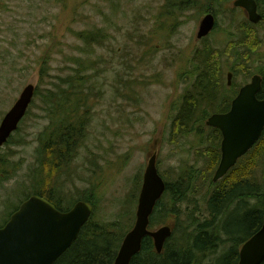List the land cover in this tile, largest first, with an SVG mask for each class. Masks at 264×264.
Segmentation results:
<instances>
[{
    "label": "rangeland",
    "instance_id": "1",
    "mask_svg": "<svg viewBox=\"0 0 264 264\" xmlns=\"http://www.w3.org/2000/svg\"><path fill=\"white\" fill-rule=\"evenodd\" d=\"M232 1L0 0V122L25 86L38 90L11 143L0 149V160L17 167L7 181H0V225L12 211L8 206L24 200L22 194L31 186L38 138L49 124L45 94L55 92L77 64L84 66L93 90L86 139L58 194L63 207L87 194L93 204L92 224L114 223L129 232L145 165L155 155L157 171L169 189L179 183L183 192L186 173L195 171L191 204L174 201L169 192L161 201L162 211L179 209L162 225L172 227L169 244L178 245L200 220L207 221L215 188L206 180L214 165L196 158L194 151L199 136L204 142L206 134H198V125L188 133L176 130L173 119L184 96L194 92L202 67L200 52L206 47L217 50L211 57L220 69L216 81L225 86L215 85L219 100L224 91L230 94L231 87L248 83V72L264 69L258 57L264 56V16L250 27L243 12L232 10ZM259 4L264 15V0ZM206 13L214 15L216 28L200 42L196 33ZM92 29L105 31L107 39L86 50L74 34ZM206 111L210 117L221 114ZM255 182L262 190L261 169Z\"/></svg>",
    "mask_w": 264,
    "mask_h": 264
},
{
    "label": "trees",
    "instance_id": "2",
    "mask_svg": "<svg viewBox=\"0 0 264 264\" xmlns=\"http://www.w3.org/2000/svg\"><path fill=\"white\" fill-rule=\"evenodd\" d=\"M74 36L86 50L104 44L107 39V33L101 29L75 32ZM216 52L217 50H210L208 47L200 52V57L203 59L202 67L198 68L194 92L184 96L183 106L173 119L178 127L176 130L183 129L188 133L191 132L192 127L198 125L200 126L197 129L198 134L202 133L203 136L206 134L203 138L208 146L204 149L205 157L209 164L214 165L206 180V182L209 180V183L220 159V133L205 127L204 123L210 115L206 108L222 114L228 111L231 102V93L227 94L229 90L224 91L225 96H221L220 100L215 94V85L218 83L216 75L220 69L216 60L211 57ZM77 66L78 69L73 75L60 80L61 83L55 88V92L45 94L43 102L47 106L46 115L49 124L38 138L39 145L37 151L35 150L36 164L31 186L27 194H23L25 199L29 195L39 196L61 212L68 210L69 206L63 207L62 199L58 194L63 192L62 180L69 176L70 163L86 139L89 101L93 90L91 83L87 82L89 76L83 75L84 66L80 64ZM218 84L225 89L221 81ZM262 93L263 88L259 94L260 98L263 96ZM36 95H38L37 89L34 96ZM9 141L11 143L12 139L10 138ZM202 143V136H199L195 151L197 158L204 159L200 152ZM5 163L0 160V181H7L9 174L16 173L14 164ZM260 169L261 177L264 179V131L260 140L238 161L236 167L222 181L214 185L215 191L209 197L207 221L200 220L193 228L192 234L186 235L178 245H170L167 241L161 255L155 253L152 240L145 237L140 252L132 258L130 264H237L240 246L262 225L264 187L259 190L255 182V175H258ZM194 174L195 171L191 169L186 173L188 180L183 192L178 186L179 183L171 185L170 189L167 186L166 192L171 194L174 201L183 203L188 201V204H191L194 200L192 196L196 190ZM178 179L181 178L178 176ZM89 197L86 194L84 198H76L74 203L79 200L91 202ZM252 200H257L255 206L251 204ZM17 206L15 204L10 206L11 213L17 209ZM177 210L162 211L158 202L150 217L149 229L166 222L169 219L167 215L175 214ZM124 233L125 230L116 227L114 223L92 224L90 220L83 227L74 244L56 264H113ZM222 237L225 239L223 242L220 241ZM185 245L187 246L183 247Z\"/></svg>",
    "mask_w": 264,
    "mask_h": 264
},
{
    "label": "water",
    "instance_id": "3",
    "mask_svg": "<svg viewBox=\"0 0 264 264\" xmlns=\"http://www.w3.org/2000/svg\"><path fill=\"white\" fill-rule=\"evenodd\" d=\"M234 8H242L250 22L256 24L261 17L253 0H235ZM215 17L206 14L200 21L196 39L201 40L214 29ZM230 74L227 77L230 84ZM258 77L243 87L232 101L228 113L212 115L206 125L221 132V159L213 182L220 180L238 158L251 149L264 130V101L256 99ZM35 87L23 88L18 99L0 122V148L17 130L32 102ZM165 191V184L157 173L155 155L148 161L143 174L138 197L135 223L129 231L114 260V264H130L140 249L142 240L149 237L155 252L160 254L164 243L171 236V228L163 226L148 231L149 217L156 202ZM92 213L89 203L77 202L69 211L59 212L48 201L32 196L11 215L8 223L0 229V264H55L60 256L75 242L82 227ZM264 262V216L263 223L240 249L238 264H262Z\"/></svg>",
    "mask_w": 264,
    "mask_h": 264
},
{
    "label": "flooded vegetation",
    "instance_id": "4",
    "mask_svg": "<svg viewBox=\"0 0 264 264\" xmlns=\"http://www.w3.org/2000/svg\"><path fill=\"white\" fill-rule=\"evenodd\" d=\"M243 11V10H242ZM259 14L261 15V16H264L263 14H262V10H261V7H259ZM259 58H261L262 60H264V56H258ZM262 60H258V62H260V63H263V61ZM251 74V77L252 76H254V75H257V76H259L260 78H261V90H260V92L262 91V88H263V93H262V95L264 96V69L262 70V72H257V73H252V72H248V74L246 75V77L248 76V75H250ZM250 82V81H249ZM248 82V83H249ZM248 83H244L243 85H245V84H248ZM243 85H241V87L243 86ZM240 87V88H241ZM239 88V89H240ZM263 96H261L262 98H264ZM258 97H259V94H258ZM232 177V176H231ZM168 186V185H167ZM167 186H166V189H167ZM214 193V191L211 193V194H213ZM210 194V195H211ZM210 197V196H209Z\"/></svg>",
    "mask_w": 264,
    "mask_h": 264
},
{
    "label": "bare ground",
    "instance_id": "5",
    "mask_svg": "<svg viewBox=\"0 0 264 264\" xmlns=\"http://www.w3.org/2000/svg\"><path fill=\"white\" fill-rule=\"evenodd\" d=\"M165 184V183H164ZM213 184V183H212ZM213 185H215V184H213ZM165 186H167V184H165ZM165 193H167V192H165ZM164 197V196H163ZM163 197L160 199V200H158L157 202H156V204H155V206H154V209H155V207H156V205H157V203L158 202H160V204H161V201H162V199H163ZM264 211V210H263ZM198 260V259H197Z\"/></svg>",
    "mask_w": 264,
    "mask_h": 264
}]
</instances>
